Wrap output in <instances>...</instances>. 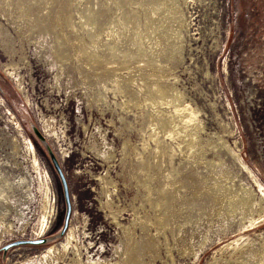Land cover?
<instances>
[{"label": "rangeland", "instance_id": "obj_1", "mask_svg": "<svg viewBox=\"0 0 264 264\" xmlns=\"http://www.w3.org/2000/svg\"><path fill=\"white\" fill-rule=\"evenodd\" d=\"M0 209V264H264V0H0Z\"/></svg>", "mask_w": 264, "mask_h": 264}, {"label": "bare ground", "instance_id": "obj_2", "mask_svg": "<svg viewBox=\"0 0 264 264\" xmlns=\"http://www.w3.org/2000/svg\"><path fill=\"white\" fill-rule=\"evenodd\" d=\"M20 83H21V81H20ZM51 127H52V124L50 123V122H48L47 124H46V129L45 128H42L41 129V131H42V135H44V137H47V136H49L50 134L48 133V131H50L51 130ZM44 133V134H43ZM32 150L34 151L35 149H34V146L32 145ZM64 153L65 152H63V155H64ZM61 167V166H60ZM62 169V168H61ZM63 171V170H62ZM106 183H108V185L110 184V182H108V181H106ZM108 192H109V190H108ZM106 206L107 207H110V201L106 204ZM244 206V205H243ZM245 207V206H244ZM110 210H111V208H110ZM7 212V211H6ZM0 214L2 215V216H4L5 215V212L3 211V210H1L0 209ZM66 233V238L68 239V237H70L69 239H72V237L74 236V233H73V230L72 229H70L69 227H68V229H67V231L65 232ZM64 233V234H65ZM68 233V234H67ZM64 234H62V232H61V235L63 236ZM43 239H46V238H43ZM29 240H34V239H29ZM38 240H42V239H38ZM47 240V239H46ZM70 243H71V241H69L68 242V245H70ZM53 246V245H52ZM51 247V246H50ZM52 248H54V247H51L50 249H52ZM49 249V250H50ZM55 251L56 250H54V249H52V250H50L49 252L51 253V254H53V253H55ZM67 252H68V248H66L65 249V251L64 252H59V256H60V258H63L66 254H67ZM133 254L134 253H132V252H130V251H127V249H125V252L122 254V255H119V257H120V261L119 262H117L116 264H141V263H139L138 261H137V259H138V257L137 258H134V256H133ZM58 256V255H57ZM54 258V257H53ZM74 262H77V263H79V264H81L82 263V261H81V256H80V254L78 255V256H76V260L74 261ZM50 264V263H49ZM84 264H111V262H103V261H101V260H98V261H95V260H93V259H89V260H87Z\"/></svg>", "mask_w": 264, "mask_h": 264}, {"label": "water", "instance_id": "obj_3", "mask_svg": "<svg viewBox=\"0 0 264 264\" xmlns=\"http://www.w3.org/2000/svg\"><path fill=\"white\" fill-rule=\"evenodd\" d=\"M38 134L42 137V134L37 131ZM53 161L55 162V165L58 169V172H59V175H60V178L62 179V182L64 184V188H65V194H66V202H67V214H66V217H65V220H64V226L62 227V234H64L68 227H69V222H70V217H71V212H72V206H71V201H70V198H69V188H68V183H67V179L59 165V163L57 162V159L56 157L53 155ZM47 240L46 239H42V240H18V241H15V242H12L10 243L9 245H7V247H10V246H18V245H21V244H43L45 243Z\"/></svg>", "mask_w": 264, "mask_h": 264}]
</instances>
